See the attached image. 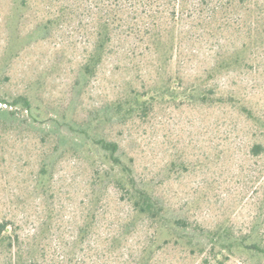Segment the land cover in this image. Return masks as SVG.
Masks as SVG:
<instances>
[{"label":"rangeland","instance_id":"obj_1","mask_svg":"<svg viewBox=\"0 0 264 264\" xmlns=\"http://www.w3.org/2000/svg\"><path fill=\"white\" fill-rule=\"evenodd\" d=\"M19 8L18 0H0V95L7 101L19 94L30 97V111L17 105L16 118L10 121L18 125L26 119L34 126L2 139L0 218L9 217L25 241L38 235L45 264H134L146 236L144 229L124 227L128 206L111 187L99 204L93 207L88 202L91 175L102 171L99 161L90 165L84 153L59 144L46 174L47 193L32 187L40 157L57 135L74 145L69 124L82 130L87 121H99L126 73L117 69L115 58L109 59L94 79L78 87L80 96L75 99L72 84L87 40L85 31L71 25L52 35L39 32L30 37L35 11L28 7L20 16ZM211 53L205 38L183 40L180 66L186 77L201 74ZM253 68L218 75L214 82L222 89L245 92L263 116V67ZM105 123L90 129V135L120 143V151L134 158V172L151 180L164 196L169 217H188L200 227L196 235L205 241L207 230L221 226L223 237L215 242L220 248L225 236L245 246L250 241L263 245L264 154L251 152L263 137L251 121L228 107H180L160 110L136 128ZM49 126H57L55 131L59 127V134ZM172 159L186 169L168 171ZM91 212L95 219L76 243L78 227ZM195 254L165 246L150 264H202ZM226 264L264 260L245 249L232 254Z\"/></svg>","mask_w":264,"mask_h":264},{"label":"trees","instance_id":"obj_2","mask_svg":"<svg viewBox=\"0 0 264 264\" xmlns=\"http://www.w3.org/2000/svg\"><path fill=\"white\" fill-rule=\"evenodd\" d=\"M18 1L22 7L18 15L28 7L35 11L30 37L39 32L52 35L71 25L85 31L87 40L72 84L75 99L80 96L78 90L94 79L109 59L115 58L117 69L126 73L116 95L103 106L99 121H87L82 130L69 124L73 131L69 138L74 145L66 144V139L57 135L55 143L40 157L33 189L47 193L49 165L59 144L66 145L76 153H84L90 165L97 161L102 165L101 173L94 170L91 175L88 202L93 207L99 204L111 187L128 206L124 227L144 229L146 239L134 264H150L159 249L170 245L196 253L202 264H226L232 254L245 249L264 260V243L250 241L245 246L225 236L224 248H220L215 242L223 237L221 226L207 230L205 241L196 235V228L200 227L188 217H169L164 196L151 180L134 172V158L120 151V143L106 136L90 135V129L104 122V126L112 121L128 128L142 126L168 108L228 107L256 127L263 138L252 145L251 152L264 154V115L258 114L245 92L222 89L214 82L218 75L253 67H263L264 75V0ZM202 38L209 41L210 63L201 74L188 78L180 66L182 42ZM1 103H8V107H0V150L4 136H17V130H32L29 126H34L33 121L26 119L18 125L10 121L16 118L17 105L30 111V97L19 94L7 101L0 95ZM52 128L57 126L48 129L58 133L59 127L56 131ZM175 160L170 161L168 171L186 169ZM94 217L95 212H91L90 219L79 225L76 243H81ZM37 238L35 233L31 241H25L9 217L0 218V264H45Z\"/></svg>","mask_w":264,"mask_h":264}]
</instances>
